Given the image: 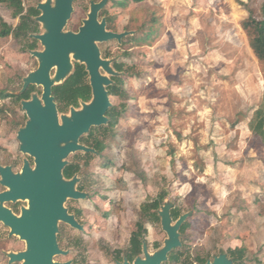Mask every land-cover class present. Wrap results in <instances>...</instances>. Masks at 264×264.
Instances as JSON below:
<instances>
[{"label": "rangeland", "instance_id": "obj_1", "mask_svg": "<svg viewBox=\"0 0 264 264\" xmlns=\"http://www.w3.org/2000/svg\"><path fill=\"white\" fill-rule=\"evenodd\" d=\"M40 1L22 0V14L14 16L0 0V31L2 22L11 28L0 36V163L8 151L16 152L22 110L14 94L36 66L28 52L32 39L15 32ZM88 1L73 0L66 29L83 17ZM262 3L109 0L114 28L137 33L124 45L110 41L107 47L122 60L123 72L111 96L116 121L111 117L101 134L103 151L69 156L84 163L77 173L82 190L95 197L77 201L86 225L95 218L106 236L118 225L123 241L139 219L153 252L166 233L160 219L150 217L158 209L148 205L164 194L162 204L168 200L172 210L190 216L180 231L182 246L172 253L178 259L169 254L163 264H198L237 247L245 248V257L236 264H264V61L242 28L250 12L260 18ZM33 26L32 33L42 31L40 23ZM35 47L42 49L39 42ZM260 119V129L253 130ZM82 244L81 264H91L94 255L107 264L89 233Z\"/></svg>", "mask_w": 264, "mask_h": 264}, {"label": "water", "instance_id": "obj_2", "mask_svg": "<svg viewBox=\"0 0 264 264\" xmlns=\"http://www.w3.org/2000/svg\"><path fill=\"white\" fill-rule=\"evenodd\" d=\"M109 0H91L89 11L82 19L78 31L67 30L66 25L73 12V0H43L37 3L40 12L34 20L41 25L40 33L30 36L38 40L40 50H29L38 67L23 78V91L29 84L43 86L41 98L33 94L30 100H22V109L28 120L17 132L20 150L34 158L30 166L25 159L22 168L13 172L10 166L0 164V183L6 189L0 192V221L10 227V233L25 242V248L8 254L10 262L21 264H70L54 259L66 251L58 246L59 221L81 228L64 206L68 198H85L88 192L79 190L80 177L64 176L68 156L76 151L98 154L92 147L79 143V137L92 126L107 123L106 110L111 102L105 87L112 81L109 75H119L112 69L109 59H102L99 42L121 39L134 31L112 32L105 29V19L98 21V12ZM73 61L85 64L93 87V97L81 108H70L69 113L59 114L51 96V87L64 81L73 70ZM102 66L105 73L99 72ZM55 69L54 75L50 71ZM25 200L19 215L5 208L4 200ZM172 203L165 201L157 214L162 230L166 233L161 247L150 252L143 243L142 257L132 264H163L168 254L181 247L180 228L187 221L190 212L180 214L176 219L171 215ZM122 264H129L125 260ZM203 264H234L226 252H220Z\"/></svg>", "mask_w": 264, "mask_h": 264}, {"label": "flooded vegetation", "instance_id": "obj_3", "mask_svg": "<svg viewBox=\"0 0 264 264\" xmlns=\"http://www.w3.org/2000/svg\"><path fill=\"white\" fill-rule=\"evenodd\" d=\"M90 1L91 0L87 2L86 8L83 11V17H80L77 20V23L75 24H73L72 22L73 26L69 27L67 30H72L75 32L78 31L79 26L82 24V19L86 17L87 12L89 11ZM93 1L97 2L98 0H93ZM108 3L109 1L98 12V16H97V19L99 22H101L102 19H105V29L107 31L118 32V33L125 32V31H134V34H128L124 36L121 39V42H118L116 39H111L108 41H103V42L98 43L101 58L111 60L110 66L112 67L113 70L119 73V75H109V78L112 82L105 87L108 98L111 102V96L113 95L114 92H117L119 88L120 78L123 72L122 71L123 62L122 60H119L116 57L115 58L111 57L110 52L107 49L108 44L110 41H115L118 46L124 45L125 38L135 36L137 31L127 30V29H122V30L115 29L114 23H112L113 22L112 16L111 14L108 13V6H107ZM36 6L34 7L35 10H37ZM74 12H75V9H74ZM74 12H72V15L70 19L68 20L67 25H69L70 21H73ZM39 13L40 12H38L36 15H38ZM20 14H22V11L18 15ZM36 15H30L28 17L32 19V17H35ZM24 19H27V18H24ZM32 20L34 21V24L36 25V21L34 19ZM30 34H32V32H29L27 35L28 37L32 39V42H30V44H33L34 48L30 49L28 47L29 48L28 52L29 50H36L35 45L37 44V42H39L38 40L32 38ZM37 50H40V49H37ZM37 67H38V62L36 60V66L34 67L33 70H30V71L36 70ZM98 70L102 74L105 73V70L102 66H99ZM54 72H55V69H52L50 71V75L53 76ZM71 76H74L75 79L71 81H67L68 78H70ZM23 78L21 79V85L19 89L14 94V97L19 102L20 109L22 110V114L15 124L17 126L16 140L18 142V145L16 148V152L8 151L11 153V156L8 157L9 159L7 161L0 163L2 166H10L13 172H18L22 168L25 159L28 161L30 166L34 165V158L31 157L29 154L24 153L20 150V142L17 138L18 130L24 127L26 124V121L28 120V116L26 112L22 109L21 101L30 100L33 94H36L38 98H41V95L43 93V86L37 85V84H29L23 91L20 92L22 85H23ZM25 94H27V97H24ZM51 96H53V100L56 104L58 115L69 113L70 108L79 109L81 108L82 103L90 102V100L93 97V87L91 85L90 75L88 71L86 70L85 64L77 62V61H73L72 73L61 83H55L51 87ZM112 112H113V106L111 102L110 107L105 112V116L108 119L107 123L100 125V126L90 127L88 132L84 133L83 135L79 137V143L87 145L94 149H96L95 144L97 142H99L100 144H103L102 143L103 138L101 137V134H103L105 127H107L109 123L111 122V115L113 114ZM78 152H81L84 155L89 154V153H84L82 151H76L72 154H76ZM90 154H93V153H90ZM69 156L67 158L68 164L66 166H71L73 168L74 167L80 168L82 167L81 165L84 166V163L80 164L77 161L69 160ZM81 184H82V179L80 178V181L77 184V188L79 190H82L83 185ZM5 189L6 188L0 183V192L4 191ZM92 199H95V197L89 196V193H88V196H86L85 198H78V199L68 198L65 201L64 206L67 208L68 214L74 217V219L81 226V228L72 226L71 224L65 221H59L57 242H58L59 248L66 251V253L56 255L55 257H58V256L63 257V259L61 260L57 259V261H61V262L70 261V264H81L79 260L84 258L83 256L84 254L82 251L83 250L82 241L86 235V232L89 233V236L93 241V244L96 245L98 242L100 243L101 253L104 254V256L107 255L106 258H109L107 264H110V263L111 264H122L125 260H127L129 264H132L136 257L138 256L142 257L143 243L146 242L148 246V242L145 239L146 228H145L144 223L138 219L133 224L132 229L127 231V233L124 235L123 241L120 240L121 232H119L118 230V225L114 226V229L111 228L112 230H109V232H111L110 236H106L104 234L106 233V231L104 230V226L97 225L95 218L93 219V222L89 223V225L85 224V221H84L85 219L82 216L84 212L81 210V208L77 204V201H80V200L86 201V200H92ZM2 205L5 208L11 210L12 213L19 215L21 212V207L26 206L27 201L19 200V199L13 201L11 199H8V200H4ZM140 211H141L140 214L144 216V204H142ZM75 247L76 248L78 247L77 248L78 251H76V254L74 256L69 257L70 254H72V252L74 251ZM24 248H25V242L21 240L17 235L11 234L10 227H8L2 221H0V264H21L20 262H10V258L8 254L11 252H18L20 250H23ZM98 260L99 258L97 256L95 255L92 256L91 264H98ZM198 264H201V263H198Z\"/></svg>", "mask_w": 264, "mask_h": 264}, {"label": "trees", "instance_id": "obj_4", "mask_svg": "<svg viewBox=\"0 0 264 264\" xmlns=\"http://www.w3.org/2000/svg\"><path fill=\"white\" fill-rule=\"evenodd\" d=\"M6 1L10 7L13 8L14 10V16L18 15L19 13H21V11L23 10V6H22V0H4ZM139 1V0H136ZM38 12L37 10H35V8L30 9L28 16L30 15H36ZM34 21L32 19H30L28 17L27 20H23L20 25L17 27L16 32H15V36L16 37H20V36H27V34L29 32H33L34 31ZM4 28L0 31V36H6L7 34H9L11 28L10 26H7L6 23L2 22L1 24ZM242 28L246 31L247 36H248V42H249V46L251 48V50L253 51L255 57L259 60V61H264V3L261 4L260 6V18L257 19L252 15V12H250V15L243 21L242 23ZM30 49L34 48L33 44H29L28 46ZM75 77L71 76L70 78H68L67 81H71L74 80ZM3 96L0 94V98H2ZM24 97H27V94L24 95ZM117 114H112V124L116 121V117ZM262 124V119H260L259 121L256 122L253 130H259L260 126ZM96 149L99 152H102L104 149V145L100 144L99 142H97L95 144ZM87 156H91L92 154H86ZM64 176L67 178L72 177L75 173L79 172V167H71V166H66L64 168ZM164 194L160 195V198L158 200H154L153 203L148 207H151L153 209H159L160 205L163 202L164 199ZM144 210L147 211V207H144ZM152 220H159V216L157 214V212L153 211L150 214ZM171 215L172 217H174V219H176L180 214L174 210H171ZM188 224L185 223L181 226L180 231H184V229L186 228ZM174 250V249H173ZM173 250L169 252L170 254V258H174V259H178L177 256H172ZM168 254V255H169ZM229 257H231L234 261V264L242 262L244 257H245V248L243 247H237L234 249H230L229 253H228ZM206 261V259H201L198 262L203 264Z\"/></svg>", "mask_w": 264, "mask_h": 264}]
</instances>
